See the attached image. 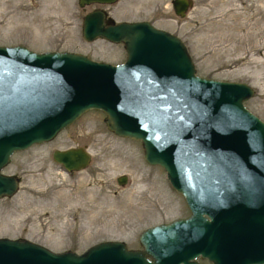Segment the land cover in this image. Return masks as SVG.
I'll list each match as a JSON object with an SVG mask.
<instances>
[{"label":"water","instance_id":"95a60500","mask_svg":"<svg viewBox=\"0 0 264 264\" xmlns=\"http://www.w3.org/2000/svg\"><path fill=\"white\" fill-rule=\"evenodd\" d=\"M171 3L179 16L190 5ZM105 20L103 8L86 12L82 36L122 42L123 62L0 45V197L18 188V178L1 171L14 151L52 139L95 108L115 134L140 141L144 159L164 169L190 214L144 228L139 248L103 240L81 252L54 251L0 237V264H203L199 257L264 264V121L244 105L254 89L196 74L183 40L149 21ZM52 157L67 171L91 159L83 146L54 149Z\"/></svg>","mask_w":264,"mask_h":264},{"label":"rangeland","instance_id":"374dc122","mask_svg":"<svg viewBox=\"0 0 264 264\" xmlns=\"http://www.w3.org/2000/svg\"><path fill=\"white\" fill-rule=\"evenodd\" d=\"M189 1L186 14L179 16L171 0H117L84 7L78 0H0V45L69 50L122 62V42L82 36L84 14L103 7L114 22L146 20L180 37L196 74L249 84L254 93L244 103L264 121V0ZM251 13L258 21L253 40L244 45L228 40L223 24L233 22L236 14L240 24ZM244 29L234 27L230 33L242 35ZM104 117L102 110L88 109L52 139L11 154L1 171L15 175L18 188L0 197V237L28 239L54 251L81 252L103 240L139 248L144 228L190 213L164 169L144 159L140 141L115 134ZM72 146L90 153L85 168L67 171L53 159L54 149ZM122 174L127 180L119 184Z\"/></svg>","mask_w":264,"mask_h":264},{"label":"bare ground","instance_id":"6f19581e","mask_svg":"<svg viewBox=\"0 0 264 264\" xmlns=\"http://www.w3.org/2000/svg\"><path fill=\"white\" fill-rule=\"evenodd\" d=\"M237 2V1H236ZM249 2V1H248ZM255 10V9H254ZM234 17V16H233ZM238 17H240L238 14H236L235 18L237 19ZM233 20V22H226V24H223L224 27L227 26V29L229 30L228 31V35H227V39L229 40H232V41H236V43H239V44H245V43H250L253 38H254V33H255V30L257 29L258 26L255 27V25H258V21L254 18V13H251L250 15H248L247 19L244 20L242 23L238 24L237 21ZM246 18V17H245ZM253 19V20H252ZM260 24V23H259ZM235 28H245L244 29V33L242 35L238 34V35H235L233 33H230L231 30L234 31L233 29ZM258 30V29H257ZM260 30V29H259ZM240 32V31H239ZM237 46V44H236ZM235 51V49L233 50ZM239 54V53H238ZM64 99V97L62 98V100ZM61 100V101H62ZM258 144H261L260 142H257V141H254ZM260 146V145H259Z\"/></svg>","mask_w":264,"mask_h":264},{"label":"flooded vegetation","instance_id":"af4514ba","mask_svg":"<svg viewBox=\"0 0 264 264\" xmlns=\"http://www.w3.org/2000/svg\"><path fill=\"white\" fill-rule=\"evenodd\" d=\"M107 22V21H106Z\"/></svg>","mask_w":264,"mask_h":264}]
</instances>
